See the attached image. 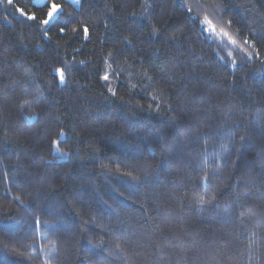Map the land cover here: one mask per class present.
<instances>
[{"label": "trees", "instance_id": "trees-1", "mask_svg": "<svg viewBox=\"0 0 264 264\" xmlns=\"http://www.w3.org/2000/svg\"><path fill=\"white\" fill-rule=\"evenodd\" d=\"M0 264H264V0H0Z\"/></svg>", "mask_w": 264, "mask_h": 264}, {"label": "rangeland", "instance_id": "rangeland-1", "mask_svg": "<svg viewBox=\"0 0 264 264\" xmlns=\"http://www.w3.org/2000/svg\"><path fill=\"white\" fill-rule=\"evenodd\" d=\"M32 1H33V3H35V4H43V3H45V2H47V1H49V0H32ZM68 1H70V2L73 3V4H76V3L79 2V0H68ZM53 4H56V5L59 6L58 11L54 14V18H55V17L57 16L58 12H59L60 9H61V7H60L61 5H60L59 3L54 2V1H50V2H49V10H48V13H49V11L51 10V7H52ZM48 13H47V17H46L45 20H47L48 23H50L54 18H50L49 15H48ZM45 20H44V21H45ZM48 23H45V24H48Z\"/></svg>", "mask_w": 264, "mask_h": 264}, {"label": "snow or ice", "instance_id": "snow-or-ice-1", "mask_svg": "<svg viewBox=\"0 0 264 264\" xmlns=\"http://www.w3.org/2000/svg\"><path fill=\"white\" fill-rule=\"evenodd\" d=\"M11 2H12V0H9V3H11ZM58 8H59L58 5H56V4L52 5L51 10L48 13L50 18H54V14L58 11ZM29 19H34V17H29ZM44 23H48V21L45 20ZM85 31H87V30L85 29Z\"/></svg>", "mask_w": 264, "mask_h": 264}, {"label": "bare ground", "instance_id": "bare-ground-1", "mask_svg": "<svg viewBox=\"0 0 264 264\" xmlns=\"http://www.w3.org/2000/svg\"><path fill=\"white\" fill-rule=\"evenodd\" d=\"M55 153V152H54ZM56 154V153H55Z\"/></svg>", "mask_w": 264, "mask_h": 264}]
</instances>
